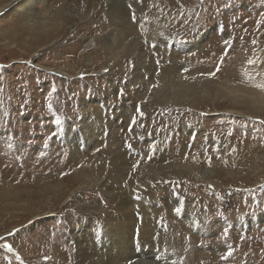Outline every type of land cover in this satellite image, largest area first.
Returning <instances> with one entry per match:
<instances>
[{
  "label": "rangeland",
  "instance_id": "1",
  "mask_svg": "<svg viewBox=\"0 0 264 264\" xmlns=\"http://www.w3.org/2000/svg\"><path fill=\"white\" fill-rule=\"evenodd\" d=\"M182 2L183 6L174 2V13L171 11L167 17L170 33L184 43L204 36L199 48L202 56L197 58L207 61L213 70L234 72L232 76L243 71L257 85H264V0H198L195 6L190 0ZM68 4L76 7L78 14L68 25L72 27H65L58 35L57 48L54 43L32 49L36 37L24 16L18 9L12 12L13 7L0 11V264H67L65 260L69 262L79 248L80 252L93 253L90 256L97 261L99 249L95 248L111 246L99 220L103 215L92 211L98 205L106 208L104 218L110 224V214L116 212L121 194V198L130 197L136 205L129 203L128 211H118L124 223L120 229L125 233L134 231L137 237L144 226L145 235H150L147 239L165 244L167 253L178 264H264V118L222 110L208 113L206 107L167 104L153 108L143 98L145 93L129 82L133 60L124 57L121 66L127 69L122 73L123 68L116 64L107 77L110 67H102L106 61L99 45L80 46L84 43L82 35L99 36L95 21L106 20L98 0L90 6L83 0H70ZM55 7L61 6L51 0L49 5L38 3L36 11L47 13ZM72 47L84 50L87 61L77 62L69 51ZM172 49L174 54L162 45L155 49L146 45L143 51L161 68L158 73H167L173 61L183 62L187 55L199 51ZM240 50L243 59L238 58ZM197 58L190 62L196 64ZM58 69L69 75L57 73ZM110 78L116 83L111 91ZM97 94H102L114 118L115 122L110 123L114 125L110 128L113 135L104 131L99 136L101 142L93 147L82 145L80 142L89 136L87 127H82L77 145L89 151L81 149L82 158L76 161L64 142V134L70 133L65 127L76 130L82 106L89 109L97 103ZM99 103V110L105 112L107 109ZM124 103V109L118 107ZM137 106L143 115L136 111ZM137 120L143 125L142 134L146 135V130L148 136L138 138V133L130 130ZM96 122L93 119L89 127L96 128ZM183 124L195 125L198 130L190 135L182 131ZM213 135L221 146L209 140ZM143 137H152L158 148L165 144L166 156L175 168L157 175L144 189L143 173L150 170L146 166H156V159L160 161L162 155L157 147L152 148V141L147 144ZM109 138L120 146L110 145ZM76 162L106 173L107 189H81L76 180L69 182L67 176L77 169ZM186 165L193 167L194 174L211 175L204 174L202 181L193 180L183 171ZM54 170L59 172L55 176ZM68 183L81 190L76 197L90 201L84 210L68 204L71 194L64 189ZM171 187L182 196L187 217L177 215L168 203ZM14 189L24 201L11 206L1 194ZM153 193L160 194V203L153 201ZM191 216L194 225L190 224ZM80 220L90 221L83 234ZM71 226L79 236L72 241ZM120 229L115 227V234ZM53 251L59 255L51 256Z\"/></svg>",
  "mask_w": 264,
  "mask_h": 264
},
{
  "label": "bare ground",
  "instance_id": "2",
  "mask_svg": "<svg viewBox=\"0 0 264 264\" xmlns=\"http://www.w3.org/2000/svg\"><path fill=\"white\" fill-rule=\"evenodd\" d=\"M92 1L94 0H83L84 4H87L89 6L91 5ZM182 1L183 0H98V2L101 4L100 8L105 12L106 20L95 21L98 27L99 36H97L96 34H94V36H89L86 33L81 36V39L84 43L82 45L78 44V46H84L85 48L86 46H89L91 44H94L96 46L99 45L100 53L104 56V60L106 61V64L102 65V67H110L109 73H106L107 77L110 76L111 68L116 64L120 65V67L123 68L122 73L127 69L126 65L121 66V61L124 57L133 60L134 70L132 73H130L129 82L135 85V88L138 92L142 91L145 93L143 94V98L146 100L147 104H151L153 108L166 106L167 104L178 105L180 107L188 106L194 109H201L206 107V109L204 110L208 113H214L215 111H217L218 113L219 110H222L227 114H238L248 117L255 116L263 119L264 87H258L259 83L257 85L255 81L247 77L246 74L243 73V71L242 74H236L235 76H232V74L234 75V72L232 74L224 72L225 74H223V69H221L220 71L219 69L213 70L211 68V64L208 63L210 66L207 65V61L197 58L198 56H202V49L199 50V48L203 45V43H201V40H203L204 36L201 39L199 38L200 40H196L193 43H184L170 33V31H172V28L169 29L166 25V22L168 21L167 17L169 16V14H171V11L174 13L173 8L175 7H172L173 3L175 2L178 6H180L181 3V6H183ZM191 1L194 6L198 4V0H190V2ZM49 2H51V0H0V11L10 7L14 8L12 12L18 9L17 11H19L24 16L23 18L26 22V25L34 30L33 34L36 39L34 40L35 43L32 45V49H42V47L51 46L54 43L56 44L54 48L59 47L60 43H58V35L63 32L65 27H67L68 29L72 27L68 25L70 23L73 24V18L78 14V9L76 7L69 6L68 3L70 2V0H57L61 7L51 8L47 11V13H39V11H36L38 3L49 5ZM129 5H131V8H129ZM133 15H135L136 17L135 21H133L132 19ZM146 45H149L152 49H155L152 47V45H156V48L158 45H162L163 48L169 49L170 52L172 51V53L174 51L172 49L173 47L174 49L178 48L177 51H186V49L191 51L195 49L199 51L197 54L191 53L190 55H187V58H184L183 62H177V60L173 61L172 63L174 65H170L168 67L167 73L164 71H162L163 73H158L157 70H161V68L156 67V63L154 64V58L148 56L143 51V48ZM69 51L74 53L73 57L77 58V62L83 60L87 61L88 59V56H83L84 50L76 51L75 48L72 47L71 49H69ZM240 53L241 55L238 58L243 59V52L241 50ZM193 57L197 58L196 64L190 62ZM185 60H188V63H186ZM56 71L57 73L60 72L65 75H69L68 72L64 70L62 71L61 69H58ZM209 73H215V75H209ZM114 80L115 79H109V91L113 90V88L116 86ZM94 94L96 95V93ZM97 95L100 97L96 98L97 100H99V104H101L105 108V110H107L105 112L99 110L100 108L98 102L93 103V105L90 106L89 109H87V107L83 105L82 114H80L81 119L78 123L77 128H75L76 130L73 132L72 129L70 130V126L65 127L66 132L69 131L70 133L64 134V142H66V147L69 148L70 151H78L74 154L71 152L76 161H79L82 158L81 149H83V151H89V149L87 150L77 145L79 141H77L76 138L82 137L79 134L82 127H87V134L89 135L88 138H85L84 142H80L82 143V145L86 143L88 145L90 144V146L93 147V145L98 143V141L101 142V138L99 136L103 135L104 131L106 132V135L108 134L107 132H109L110 135H113V129L110 128L114 127V125L112 126L110 123L115 122L114 118L110 116L111 111L108 110L109 106H107L105 100H103L104 98L102 99V94L101 96L100 94ZM125 106L126 103L121 105L119 104L118 107H122V109H124ZM93 119H96L97 121L96 123L98 124V126L96 128L93 125L89 127L90 122H92ZM129 128L134 129L133 131L135 133H138V138H142V136H148L147 134L149 133V131L145 130V132H147L146 135L142 134L144 128L140 120L132 123ZM196 130H198V128L195 125H182V131L190 133V135H194ZM151 138L152 137H143V139L147 140V144L152 141ZM213 138L214 135L211 139L209 138V140H211L212 143H216V145L219 144L221 146L222 142L220 140H217V138ZM109 139L108 140L110 141V145L118 143V141L113 143L112 139ZM226 143L227 142H223L224 145H226ZM157 144L158 143L154 144V142L152 141V148L155 149L157 147ZM158 146L159 148L157 147L158 150L156 151L162 155L161 159L160 161H158L159 158L156 159V166L152 168H149L150 165L148 167L146 166V168L150 170L145 174L143 173L146 178L144 180V183H141L143 184L141 186V188L143 189L149 186V184L152 183V179L156 178L157 175L171 171L169 169H175L172 166V160L167 158L166 156L165 144ZM154 157H157V154H155ZM88 159L90 161L93 160L92 157H88ZM75 166L77 167V169L72 171V173H69L67 176L70 177L68 179L69 182L72 181V179L73 181L76 180L80 185L79 188L81 189L87 187H93V189L98 188L100 190L107 189L106 187H108V180L106 173H100V171H98L97 169L86 167L84 166V164L78 166L77 162L75 163ZM42 168L45 169L46 167ZM56 169L58 168L56 167ZM183 171L191 176L190 178L196 181H202L204 179V174L207 177L211 175L210 173H203L202 175L194 174L193 167L188 165L183 167ZM208 171L209 169H206V172ZM58 173L59 172L56 170L55 172H53V175L55 176ZM64 189L65 191H68V194H71L68 204H72L78 209L81 208L79 210H84V207H88L90 205V201H83L80 196H75V194L79 195V193H81V190H75V186L73 185V183H68L64 187ZM74 190L76 192H74ZM140 193H142V191ZM1 196L10 201L11 206L17 205L22 199L21 193H19L15 189L14 191H10L9 194L4 191ZM121 196L119 197L120 200L118 201L116 212L114 211V214H110L112 216L110 224H108V222L104 218V215H107L106 208L98 205L95 206L94 211H92L94 214L99 212L101 213V215H103L99 218V220L103 223L101 227L104 229L105 236H108L111 248L106 249L101 245H99V248H95L96 250L99 249L98 256L100 257L97 259V261H94V259L90 256L93 255V253L88 254L86 251L80 252L79 248L78 251H76V253L74 254L75 256L70 258L69 262L65 260L67 264H127L128 261H131V264H178L177 262H175L176 260H174L173 257H171L169 253H167L166 249L164 248L165 244L163 245L160 242L152 241L151 239H149V241L147 239L148 237H150V235H145V232L143 230L144 226L139 230L137 237L134 231H126L127 233H125L120 229L122 228L124 223L119 220L122 217L120 218L121 213H119L118 211H124L127 208L130 209V207H128V205H130L129 203H134V201H131L130 197L124 200L123 198H121ZM152 196H154L155 198L153 200L155 201V203L161 202L160 194H154ZM167 198L168 203L173 205V210L177 207L182 206L183 198L182 196L178 195V191L175 187L170 188L167 193ZM23 201L24 199H22V202ZM149 202H151V200H149ZM134 205L136 204L134 203ZM136 207L137 206H135V208ZM126 211H128V209ZM177 215H180V217L186 216L184 210ZM191 218L193 222H191L190 224L194 225V218L192 216ZM115 219H117L116 222L114 221ZM88 221L80 220V231H83L82 234L85 233L84 231L88 226ZM115 227H118L120 229L116 234ZM68 229L70 230L72 235V239H70L71 241L79 237L77 236L73 226ZM110 229L111 231L109 233ZM105 230H107L106 233ZM81 248L85 249L84 247ZM54 255L57 256L59 254L53 251L51 253V256L54 257Z\"/></svg>",
  "mask_w": 264,
  "mask_h": 264
},
{
  "label": "snow or ice",
  "instance_id": "3",
  "mask_svg": "<svg viewBox=\"0 0 264 264\" xmlns=\"http://www.w3.org/2000/svg\"><path fill=\"white\" fill-rule=\"evenodd\" d=\"M129 8H131V5H129ZM132 19H133V21L136 20L135 15L132 16ZM152 47L155 48L156 45H152ZM217 70H218V69H217ZM105 71L107 72L108 69H105ZM209 75H215V73H209ZM258 87H264V85H258ZM48 107H49V108L52 107L51 103L48 104ZM136 111H137L138 113H140L141 115H143V112L141 111V109H140L139 106H137ZM134 122H135V121H133V123H134ZM130 130H131V129H130ZM129 147H131V145H129ZM174 211H175L177 214H180V213L183 211V208H182V206H181V207H177V208L174 209ZM10 234H11V233H10ZM5 246L8 247L9 250H11V246H10V245H5ZM229 255H231V252H229Z\"/></svg>",
  "mask_w": 264,
  "mask_h": 264
}]
</instances>
